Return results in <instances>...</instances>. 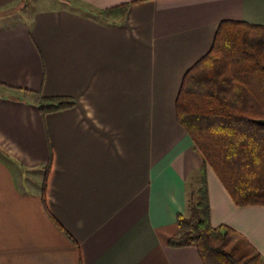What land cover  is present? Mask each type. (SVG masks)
Wrapping results in <instances>:
<instances>
[{
	"label": "crops",
	"instance_id": "obj_1",
	"mask_svg": "<svg viewBox=\"0 0 264 264\" xmlns=\"http://www.w3.org/2000/svg\"><path fill=\"white\" fill-rule=\"evenodd\" d=\"M130 1L114 20L81 7ZM21 2L0 0V264H206L169 243L205 164L176 100L219 24L264 26V0H74L13 18ZM42 96L75 105L43 113ZM207 179L212 225L264 256V206L237 205L209 164Z\"/></svg>",
	"mask_w": 264,
	"mask_h": 264
},
{
	"label": "trees",
	"instance_id": "obj_2",
	"mask_svg": "<svg viewBox=\"0 0 264 264\" xmlns=\"http://www.w3.org/2000/svg\"><path fill=\"white\" fill-rule=\"evenodd\" d=\"M133 2L98 13L124 16ZM74 105L65 96L39 99L43 113ZM176 110L205 164L201 187L189 193L190 215H179L180 232L169 243L196 246L206 264H264L246 236L212 225L207 179L209 164L237 205L264 206V26L222 21L210 51L185 73ZM46 187L47 177L45 203Z\"/></svg>",
	"mask_w": 264,
	"mask_h": 264
},
{
	"label": "rangeland",
	"instance_id": "obj_3",
	"mask_svg": "<svg viewBox=\"0 0 264 264\" xmlns=\"http://www.w3.org/2000/svg\"><path fill=\"white\" fill-rule=\"evenodd\" d=\"M70 3H71V5H74V6H78V7L80 6V4L75 3L74 0H22L21 4L13 10V11H15L13 18H16V17L27 18V17L31 16L37 10L46 9V8H53V7H57V6H67ZM81 7L85 8V9H89V11L94 13L96 16H99L105 20H114V19H117V18L122 16V15H114L112 13L111 14L106 13L105 16H101L98 13L99 10H97V9L94 10L92 8L84 7L83 5H81ZM198 184H199L198 186H195L194 184H192L189 187L188 198H189L190 192L194 191L196 193L197 190L201 187L202 173H201V176L199 178ZM195 197L197 199L198 195L196 194Z\"/></svg>",
	"mask_w": 264,
	"mask_h": 264
},
{
	"label": "water",
	"instance_id": "obj_4",
	"mask_svg": "<svg viewBox=\"0 0 264 264\" xmlns=\"http://www.w3.org/2000/svg\"><path fill=\"white\" fill-rule=\"evenodd\" d=\"M258 122H259L260 124H264V119H260Z\"/></svg>",
	"mask_w": 264,
	"mask_h": 264
}]
</instances>
